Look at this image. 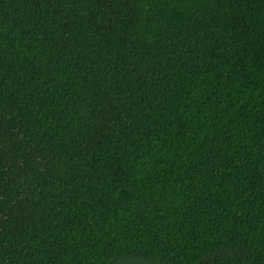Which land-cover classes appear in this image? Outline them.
<instances>
[{
  "label": "trees",
  "instance_id": "16d2710c",
  "mask_svg": "<svg viewBox=\"0 0 264 264\" xmlns=\"http://www.w3.org/2000/svg\"><path fill=\"white\" fill-rule=\"evenodd\" d=\"M134 258L264 264V0H0V264Z\"/></svg>",
  "mask_w": 264,
  "mask_h": 264
},
{
  "label": "rangeland",
  "instance_id": "374dc122",
  "mask_svg": "<svg viewBox=\"0 0 264 264\" xmlns=\"http://www.w3.org/2000/svg\"><path fill=\"white\" fill-rule=\"evenodd\" d=\"M122 263L121 264H127V262H129V261H127L126 259H122ZM134 261H136L137 263H139V264H144V263H147V264H152L150 261L149 262H146V261H144L142 258H134Z\"/></svg>",
  "mask_w": 264,
  "mask_h": 264
}]
</instances>
